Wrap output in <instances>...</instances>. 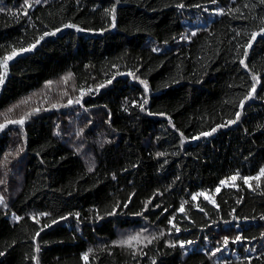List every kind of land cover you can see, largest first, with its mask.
<instances>
[{
  "label": "trees",
  "instance_id": "obj_1",
  "mask_svg": "<svg viewBox=\"0 0 264 264\" xmlns=\"http://www.w3.org/2000/svg\"><path fill=\"white\" fill-rule=\"evenodd\" d=\"M29 2L33 7L25 16L24 0H0V59L45 31L62 30L10 61L1 86L0 123L41 110L22 127L8 124L0 130V180L5 181L0 194L7 204L0 205V264H37L33 257L38 264H84L88 249L93 250L89 264H264V177L249 181L251 187L243 182L264 168V39L257 37L247 50L248 69L239 62L241 46L264 26V5L259 0H120L112 27L104 10L113 0ZM181 3L183 9L177 7ZM217 7L225 14L208 21ZM65 23L102 32H77L63 28ZM153 47L163 49L157 54ZM129 71L148 81L147 94L126 75ZM69 72L73 76L65 85L61 77ZM117 72L124 75L84 95L80 105L67 106L81 88H95ZM252 74L260 83L241 110ZM47 80L59 83L45 88ZM141 96L149 100L144 112L131 107ZM54 103L66 106L52 108ZM238 111L240 119L228 125ZM172 124L187 138L183 146ZM213 127L211 136L192 139ZM92 162L94 171L88 172ZM237 172V187L215 192L220 180ZM201 191L215 198L218 211L202 196L191 200ZM183 201H188L185 213H179ZM114 208L117 214L108 215ZM230 213L240 218L245 238L237 243L232 240L240 232L223 223L232 220ZM172 215L178 234L168 223ZM145 227V235L158 239L141 245L135 257L128 247L116 246L121 237ZM178 240L194 244L182 249ZM216 248L221 251L211 255Z\"/></svg>",
  "mask_w": 264,
  "mask_h": 264
},
{
  "label": "snow or ice",
  "instance_id": "obj_2",
  "mask_svg": "<svg viewBox=\"0 0 264 264\" xmlns=\"http://www.w3.org/2000/svg\"><path fill=\"white\" fill-rule=\"evenodd\" d=\"M34 3L38 5V4L41 3V0H34ZM119 3H120V0H113L112 6L110 8H108V9L104 10L105 13L108 16L111 17V21L110 22H111V26L112 27L116 26V11H117V5H119ZM210 3L211 4H217V0H210ZM259 4L260 5H264V0H259ZM193 6L196 7V8H200V9H202L205 12H209L210 11L208 8L203 7L200 4H196V5H193ZM22 7L25 9L23 14L26 16V15H28L27 10L31 9L33 7V4L31 2H29V0H24V3L22 5ZM177 7L180 8V9H183L185 7V5L183 3H181V4H178ZM244 7L247 8L248 5L245 4ZM3 11H4V9L0 8V12H3ZM236 11H239V9H236ZM212 13L222 16V15L225 14V11H224L223 8L217 7L216 9L212 10ZM16 14H17L16 12L12 13V15H14V16ZM63 28L75 29L77 32L84 31V29L80 28L78 25L73 24V23H65L63 25ZM61 30L62 29L60 27H57V28H55L52 31H45L42 35L39 36L38 39H36L33 43H30L27 47L20 48L19 50L13 49V51L10 54L4 55L3 58L0 59V69H3V71H0V84L4 83V76H5L6 72H7L8 67H9V61L10 60L14 59L16 56L21 55L24 52H29V51L34 50L41 43V41L45 40L46 37L55 36ZM192 35L195 36L196 33L193 32ZM237 35H239V33H237ZM257 37H260L261 39H264V26H261L258 30L253 31L250 34L249 39L246 42V44L241 46V47H243L245 49V51L243 53V57L244 58L241 59L239 62H240L241 65H243V67L245 69H248V67H249L248 64L245 62L246 59H247V56H248V51L247 50L252 47V43L254 41H256ZM182 39H187V37H182ZM166 43H167V41H165V44ZM152 51L158 53V52H161L162 49L158 48V47H153ZM113 67H115V65H113ZM136 71H139V69H137ZM118 75H124V73L117 72L115 75L112 76L111 79H108L106 81V83L98 84L95 88H88L87 90H85L84 88H81L79 97L76 98V99L69 98L67 100V106H70V105H73V104L80 105L82 103L84 95H86L88 93H98L100 89L105 88L108 84H111L113 82V80H115L116 76H118ZM126 75L132 77L133 80H138L139 84L143 86V92L145 94H147L149 92V85H148V81L147 80L140 79L136 75V72H133V71L127 72ZM72 76H73V74L69 72L68 74H66V75L61 77V81L66 85L68 83L69 79ZM251 79H252L253 83L250 86V90L248 91L246 96L239 103V108L241 110H243L244 103L247 100H251L253 98L254 94L256 93L257 85L260 83V77L257 76L256 74H252ZM54 83H59V82H54L53 80H47V81H45L44 87L45 88H51V86ZM63 95L67 96L68 92L65 91L63 93ZM27 103H28L27 99L20 101L21 105H26ZM148 103H149V100L146 98V96H141L139 101H137V100H133L132 101L131 107L139 108V111L144 112L146 110L145 109V105H147ZM16 106H19V105H16ZM64 106H66V105L55 104V103L51 105L52 108H57V109L59 107H64ZM40 110L41 109L39 107H37V108L32 109V111L27 112L20 119H6L5 123H0V130H2L5 127H7L8 124H17V125H20L22 127L24 125L25 120L27 119L28 116L32 115L33 112H39ZM124 110L128 111V107H125ZM11 111H12L11 108L8 109V112H11ZM148 114L149 115H153V113H151V112H149ZM158 115L165 116L166 114L165 113H159ZM240 115H241V113L239 111L236 112L235 113V118L228 120L227 124L228 125L235 124L240 119ZM108 116H109V122H110V117H111V113L110 112L108 113ZM5 117H7V113H5ZM167 120H168V122L170 124L172 123L171 117H167ZM224 126L225 125H218L217 127H224ZM172 128L175 129V125L174 124H172ZM175 130L178 133V137L180 139V145L183 146V144H184V142H185V140L187 138L184 136V133L181 132L179 129H175ZM216 130H217V128L213 127L210 131H202V132L199 133V136H193L192 139H199L200 137L211 136ZM56 134L59 135V132H57ZM22 150L23 149H19L18 151H22ZM77 151H79V149H77ZM156 155H157V157H161V156H164L165 153L164 152H157ZM165 163H166V161H165ZM94 168H95V163L92 162L89 165V167H88V172L94 171ZM238 176H239V173L237 172L235 175H232L229 178L220 180L219 181V185L215 188V192L219 193L221 191V187H223V186L237 187V185L234 182L237 180ZM261 177H264V168H260L259 172H258V174L256 176L243 177V182H244L245 185H248L249 187H251V184L249 183V181H251L253 179L254 180H260ZM112 179L113 180L116 179V176H115L114 173L112 174ZM3 183H5V181L0 180V184H3ZM132 195H134V193ZM201 196L204 198L205 201H207L208 203L213 205L214 208L217 211L219 210V205L216 203L215 198L213 196L209 195L207 192L201 191V192H197L195 194H192L191 195V200L192 201H197L198 197H201ZM151 202H152L151 199L147 201V203L145 204V209H144L145 211H147V205L151 204ZM129 203H131V196H129L127 202H125L123 204V207L127 208ZM186 203H188V201L181 202V204H180V206H179V208L177 210L179 213H185V204ZM0 205H4V207L7 208V204L5 203V198H4V196L2 194H0ZM115 207L119 208L120 204H117ZM155 207L159 208L160 205L156 204ZM197 207L199 208L200 212H204L205 211V209L203 207H199L198 205H197ZM96 211H97V214H98L99 210H96ZM164 211L167 212V209H164ZM232 212L234 213L235 209H233ZM116 214L117 213L115 211V208L113 209L112 212L108 213V215H116ZM40 215L49 216L50 213L43 212V213H40ZM69 215H71V213ZM137 215H141L142 216L143 213H137ZM230 215L232 216V220L231 221L224 220L223 223L225 225L229 226V228H234V229H236L237 231L240 232V234L236 235L235 238L232 240L233 243H237V242H240L241 240H243L245 238L243 237L242 230L240 229V225H239V219L240 218L235 216V215H233V214H231V213H230ZM13 216L15 217V219L17 221L22 219V217H20V216H15V213H13ZM31 218L33 220H35L37 224H39V220L36 219L35 215H33ZM75 218L77 220H79V218H80V213L79 212L75 213ZM98 218H102V217L98 216ZM60 219H67V217L66 216H62V217H60ZM243 219L245 221H247L248 218L244 217ZM260 219L264 220V215H262L260 217ZM175 220H176L175 215H172V216L169 217L168 223H169V225H171V229H174L175 232L178 234L181 231V229L176 225V223H174ZM233 221H235L236 223L233 224L232 223ZM52 223L55 224V223H57V221L54 219V220H52ZM213 223H216V221H213ZM50 226L51 225H45V227H50ZM171 229L169 230V234H171ZM43 230H44V228L41 227L40 230L35 233V236L38 237L40 235V232L43 231ZM145 232H148V228L147 227H145L144 229H142V231L137 232L134 235H131V234L127 235L126 238L120 239L119 241L115 242V244H116V246L128 247L129 249L133 250V256L135 257L137 252L140 250V246L141 245H143V247H147L148 244H151L154 240L158 239V237L155 234L145 235L144 234ZM161 235H163V233H161ZM205 239H207V237H205ZM229 239H230L229 236H227V235L223 236V245L225 246V248L227 247V245L229 243ZM177 243H178L179 247L183 249V248H185V245H189V246L193 245L194 241L193 240H178ZM168 246L169 247H176L177 245L169 243ZM35 250L38 253L40 251L39 246H37ZM92 251H93L92 249H88L87 251H85L82 254V259L84 261V264H89V255L92 253ZM219 251H221V249L220 248H216L215 251L211 252V255L214 256L216 254V252H219ZM245 251L247 252L248 249H245ZM2 255H4V253L0 252V256H2ZM145 255H146V253H145ZM33 259L37 260V264H38V257H33ZM152 264H155L154 260L152 261Z\"/></svg>",
  "mask_w": 264,
  "mask_h": 264
},
{
  "label": "rangeland",
  "instance_id": "obj_3",
  "mask_svg": "<svg viewBox=\"0 0 264 264\" xmlns=\"http://www.w3.org/2000/svg\"><path fill=\"white\" fill-rule=\"evenodd\" d=\"M208 16H209V20H208V21H211V20L214 18V17H213V13H210ZM84 32H85V33H97V34H99V33H101L102 31L84 30ZM161 49H163V47H162ZM24 53H26V52H24ZM24 53H22V54H24ZM22 54H21V55H22ZM18 56H19V55H18ZM16 57H17V56H16ZM16 57H15V58H16ZM15 58H14V59H15ZM14 59H12V60H14ZM12 60H10V61H12ZM10 61H9V62H10ZM4 80H5V76H4ZM1 86H2V84H0V91H1ZM127 235H129V234H127ZM127 235H126V236H127ZM126 236H124V238H126ZM121 238H123V237H121Z\"/></svg>",
  "mask_w": 264,
  "mask_h": 264
},
{
  "label": "clouds",
  "instance_id": "obj_4",
  "mask_svg": "<svg viewBox=\"0 0 264 264\" xmlns=\"http://www.w3.org/2000/svg\"><path fill=\"white\" fill-rule=\"evenodd\" d=\"M158 53H160V52H158ZM158 53H157V54H158Z\"/></svg>",
  "mask_w": 264,
  "mask_h": 264
}]
</instances>
